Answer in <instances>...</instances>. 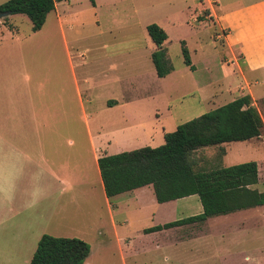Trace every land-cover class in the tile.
Wrapping results in <instances>:
<instances>
[{
    "label": "rangeland",
    "instance_id": "obj_1",
    "mask_svg": "<svg viewBox=\"0 0 264 264\" xmlns=\"http://www.w3.org/2000/svg\"><path fill=\"white\" fill-rule=\"evenodd\" d=\"M67 4L63 5L67 10L63 15L66 18L64 36L53 13L47 15L42 29L34 33L23 14L4 16L5 22L0 18V34L3 33L0 36V125L16 124L17 133L22 136L26 132L23 125L35 124L37 138L43 141L45 149L50 147L49 141L54 142L53 145L58 141L63 149L67 147L69 175L78 184L70 185L68 192L67 222L71 228L59 235L77 237L89 244L91 254L86 264H123L121 251L113 240L101 248L94 233L96 217L104 220L105 217L93 153L113 154L160 145L163 142V134L158 138L161 129L162 133L173 131L175 126L169 128L173 123L196 117L242 92L240 73H244V68L240 60L237 59L238 65L233 62L223 47L221 32L211 24L203 7L198 13L201 17H192L199 0H69ZM149 23H156L167 34L162 46L172 69L163 77L156 76L150 61L154 45L145 30ZM66 24H70V28ZM5 27L10 31L3 30ZM181 41L192 69L183 63ZM103 76L117 78V83L113 84L117 93L120 86L126 88L127 97L131 96L126 105L127 113L134 121L143 119L155 132L151 139L144 141L134 136L121 145L99 147L97 133H104L103 139L108 137L119 113L117 108L111 111L105 108V96L110 95L112 89L99 85ZM254 76L257 83L249 80V88L255 96L253 106L262 120L260 134L246 142L224 143V156L219 154V146L202 147L191 155L194 168L205 170L217 165L255 161L258 179L252 187L264 193V69L251 74ZM76 92L82 108L78 106ZM65 112L66 122L61 121ZM98 122L102 123L103 132ZM99 149L102 150L98 152ZM21 163L13 152L8 159H0V179L21 180ZM12 188L17 189L18 185L13 183ZM32 197L33 190H12L11 199L15 203ZM119 199L116 197L115 203H119ZM138 203L131 208L119 207L115 213L118 220L129 219L123 227L131 233L139 226L148 225L151 213L154 220L168 216V206L156 209L147 191L139 194ZM177 203L179 207H192L199 201L194 195ZM76 207L85 209L81 213L78 211V215L73 213ZM194 211L180 207L178 215H190ZM243 214L246 219L240 232L230 239L234 238L232 245L236 249L229 263H223V253L220 248L215 250L214 245L209 244L207 252L203 247L202 252H192L190 262L188 253L180 250L174 255L176 252L150 243L152 237H141L137 232L133 234V242L138 247L143 243L144 247L143 254L139 251L134 256V264H254V257L258 264H264V204ZM221 225L213 226L217 230ZM187 231L188 227H184L181 233ZM202 245L208 246V240ZM172 258L178 261L170 262ZM124 263L128 264L126 260Z\"/></svg>",
    "mask_w": 264,
    "mask_h": 264
},
{
    "label": "crops",
    "instance_id": "obj_2",
    "mask_svg": "<svg viewBox=\"0 0 264 264\" xmlns=\"http://www.w3.org/2000/svg\"><path fill=\"white\" fill-rule=\"evenodd\" d=\"M64 3L69 4V0L55 2L54 8L45 16L46 19L47 15L53 13V17L62 35L64 32V22L66 21L63 15L67 11L63 6ZM200 7H203V10H207L206 16L211 21V24L221 32L223 47L229 56H231L233 62L238 65L237 59L240 60L244 68V73H240L243 82L242 89L244 90L239 92L237 96L248 94L252 100L251 103L254 104L255 96L249 88V80H252L253 84L257 83L255 76L251 77V74L258 73L261 69H264V0H199V6L194 9L195 11L192 15L193 18L198 16ZM196 25L200 24H195L194 26ZM65 26L70 28L71 25L66 24ZM6 27L3 30L10 31ZM42 27L43 24L36 31L41 30ZM120 80L122 81V78ZM117 81L115 76H103L98 82L102 88L112 89V93L105 96V108L109 111L113 108L119 110L117 118L113 120V127L108 132V137L103 139L104 133H97V138L99 139L100 137L97 142L99 147L100 145L105 148H109L111 145H121L134 136L146 141L151 139L155 134L154 131L152 132V129H149L143 119H136L134 121L130 118L131 116L127 113L126 105L131 100V96L127 97L124 86H120V92L117 93L115 90L116 86H113ZM76 95L78 106L82 108L78 92H76ZM232 99L230 98L229 101ZM66 116L65 112L61 121L64 120L66 122ZM82 120L86 127V119L83 112ZM48 124L49 127L52 126L51 123ZM176 125V123H173L169 128L176 127ZM97 126L100 131L103 130L101 122H98ZM22 127L26 132L23 131L24 133L21 136L17 133L16 124L2 123L0 125V159H8L9 154L13 152L22 162L20 165L21 180L13 182L6 178L0 179V264H27L41 234L46 233L53 236H61L71 228L69 222H67L70 212L68 192L70 191L69 186L76 185L78 182H75L69 175L67 147L63 149L62 146H59L58 141L54 145V142L49 141L50 147L45 149L42 145L43 141L37 138L35 124L27 123ZM162 132V129L161 132H158V138H160V134H163ZM89 139L91 144L92 137L90 135ZM52 145L56 147L53 148ZM224 145V143H221L214 146L224 148ZM100 150L102 149H99L98 152ZM223 151L225 153V149ZM106 152L103 151L102 154H109ZM98 156L93 153L95 166ZM96 171L102 193L101 205L105 220L101 216L96 217L97 223L94 226V233L98 238V242L102 245L101 248H104V244L113 240L117 249L121 251L123 264H125L124 260L128 264H134V256L139 251L143 254L144 244L142 243L138 247L133 242V234L137 232L140 233L141 237H152L150 243L154 246H163V249H167L169 252H176L174 255L179 254L180 250L186 252L185 254L188 253L190 255V262H192V252H202V247L205 248L204 252H207L209 244L214 245L216 247L215 250L220 248L223 253V263H229L231 257L235 254L234 249H236L232 245L234 238L230 239L240 232L243 221L246 219L243 213L254 211L255 207L259 206L207 217L201 223H186L156 231L144 232V228L199 213L201 211L200 203L192 207L188 205L184 207L180 206L184 210L193 209L195 211L193 214L191 212L190 215H178L180 207L177 201L191 198L195 194L158 203L154 199L151 185L148 184L107 198L102 190L97 166ZM13 183L18 185L17 189L12 188ZM12 190H20L21 192L33 190V197L28 201L15 203L11 199ZM145 191L154 199L156 203L154 207L156 209L168 206V216L164 219L162 217L159 220H154L153 213H151L150 223L146 226H139L136 231L131 233L123 227L129 222V219L123 217L118 220L119 218L116 217L115 213L119 207L131 208L132 206H138L139 194ZM195 196L197 197V195ZM116 197L120 198L119 203H115L117 202L114 201ZM84 209L81 208L79 210L76 207L73 213H77L78 211L81 213ZM79 213L77 214L79 215ZM118 223L122 226L118 227ZM216 224H222V227L216 230L214 227ZM184 227H188L187 233H181ZM207 240L208 246H203L202 243ZM211 245L210 248L212 249ZM90 254L91 247L82 264L88 263L87 259ZM244 258L246 259L247 257L244 256ZM255 259L256 257L253 258V263L258 264ZM169 261L174 262L178 261V259L172 258Z\"/></svg>",
    "mask_w": 264,
    "mask_h": 264
},
{
    "label": "trees",
    "instance_id": "obj_3",
    "mask_svg": "<svg viewBox=\"0 0 264 264\" xmlns=\"http://www.w3.org/2000/svg\"><path fill=\"white\" fill-rule=\"evenodd\" d=\"M58 1L61 0H5L0 3V13L25 15L34 32ZM2 20L5 22V17ZM145 30L154 45L150 53L154 72L157 77H163L172 69L162 46L167 34L156 23L147 24ZM180 50L183 63L192 69L183 41ZM261 129L262 120L250 96H237L177 124L173 131L164 132L160 145L99 155L96 166L104 195L109 198L148 184L158 203L197 195L201 206L199 213L144 228V232L201 223L207 217L262 205L264 193L252 187L258 179L255 161L217 165L205 170L194 168L191 155L202 147L255 138ZM223 153L220 148L219 154ZM89 249V244L80 238L43 233L27 264H82Z\"/></svg>",
    "mask_w": 264,
    "mask_h": 264
},
{
    "label": "water",
    "instance_id": "obj_4",
    "mask_svg": "<svg viewBox=\"0 0 264 264\" xmlns=\"http://www.w3.org/2000/svg\"><path fill=\"white\" fill-rule=\"evenodd\" d=\"M8 14H9L8 12H1V13H0V18H1V17H4V16H7Z\"/></svg>",
    "mask_w": 264,
    "mask_h": 264
}]
</instances>
